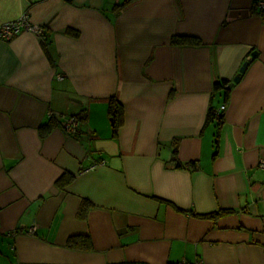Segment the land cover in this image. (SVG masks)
Masks as SVG:
<instances>
[{"label": "crops", "instance_id": "crops-1", "mask_svg": "<svg viewBox=\"0 0 264 264\" xmlns=\"http://www.w3.org/2000/svg\"><path fill=\"white\" fill-rule=\"evenodd\" d=\"M124 1L0 0V26L45 28L0 40V264H264V0ZM49 112L77 135L41 134Z\"/></svg>", "mask_w": 264, "mask_h": 264}, {"label": "trees", "instance_id": "trees-1", "mask_svg": "<svg viewBox=\"0 0 264 264\" xmlns=\"http://www.w3.org/2000/svg\"><path fill=\"white\" fill-rule=\"evenodd\" d=\"M129 1L130 0L124 1L122 4H120V6H123V5L127 4ZM67 32H71V31L68 30ZM171 43L172 44H192V45H197V44L200 43V40L198 38H196V37H193V36L176 35V36H173L171 38ZM227 84H228V81H226V80H219V81H216L213 84V91L214 92H219L220 94L222 93V95L224 96V100H226L227 96H228V90H226V85ZM122 111H123V108H122L121 103L119 101H117L114 97H111L109 99V102H108V112H109V115H110L111 119L113 120V131L114 132L116 131V129L119 126V124L121 123ZM79 119H81V118H79ZM209 124H213L214 127H215V131H216L215 132V138L213 140L214 151H213L212 157L214 158L216 156V154H217V151H218V131H219L221 125L223 124V114L222 113H217L215 108L213 106H211V105L209 106V108L207 110V114H206V117H205V121H204L203 127H206ZM53 126H54V120L50 119L48 124H46L45 126H42L41 134H45ZM172 145H173L172 161L174 162V166L175 167H183V168H188V169H191V170L196 169L198 167V163H197L196 160H190V161H186V162H181L177 158V143H176V140L173 141ZM72 179H73V175L72 174L64 172L55 181V183L57 184V186L62 188L64 186H66L67 184H69L72 181ZM90 205L91 204L87 200H83L81 206L79 207L78 215L79 216L85 215V211ZM189 213L192 214L193 216L199 217V218L216 219L217 217H219V216H221L223 214L231 213V211L230 210H225V209H220L218 211L207 213V214H197V213H194V212H189ZM67 244L69 246H79V247L83 246V248H86V247L88 248L90 246L89 242H87L86 244H84V243L80 244L79 242H67Z\"/></svg>", "mask_w": 264, "mask_h": 264}, {"label": "built area", "instance_id": "built-area-1", "mask_svg": "<svg viewBox=\"0 0 264 264\" xmlns=\"http://www.w3.org/2000/svg\"><path fill=\"white\" fill-rule=\"evenodd\" d=\"M259 7L264 8V2H258ZM21 32H30L38 36H43L45 34V28L38 24H33L30 22L27 13H23L16 20L6 22L0 26V40H10L15 35ZM225 106H221L217 113L224 110ZM49 118L54 120V126L59 127L63 133L68 137H75L78 133L79 127L81 125V119L76 116H68L63 121H57L53 114L49 112ZM258 166L264 168V159L258 161ZM34 226L29 229L30 232L34 231ZM11 248L13 246L11 245ZM178 264H186L185 262H179ZM200 264V263H197Z\"/></svg>", "mask_w": 264, "mask_h": 264}, {"label": "water", "instance_id": "water-1", "mask_svg": "<svg viewBox=\"0 0 264 264\" xmlns=\"http://www.w3.org/2000/svg\"><path fill=\"white\" fill-rule=\"evenodd\" d=\"M252 55H255V52H253ZM246 66H247V62L245 61L240 66L238 74H236L232 78V80L226 85V89H230L235 83H237L240 80L241 75L244 73Z\"/></svg>", "mask_w": 264, "mask_h": 264}, {"label": "rangeland", "instance_id": "rangeland-1", "mask_svg": "<svg viewBox=\"0 0 264 264\" xmlns=\"http://www.w3.org/2000/svg\"><path fill=\"white\" fill-rule=\"evenodd\" d=\"M210 130V129H209ZM7 257H10V255L7 253Z\"/></svg>", "mask_w": 264, "mask_h": 264}]
</instances>
